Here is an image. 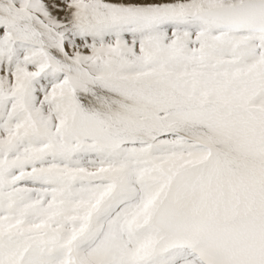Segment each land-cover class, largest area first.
Wrapping results in <instances>:
<instances>
[{
    "label": "snow or ice",
    "instance_id": "snow-or-ice-1",
    "mask_svg": "<svg viewBox=\"0 0 264 264\" xmlns=\"http://www.w3.org/2000/svg\"><path fill=\"white\" fill-rule=\"evenodd\" d=\"M0 264H264V0H0Z\"/></svg>",
    "mask_w": 264,
    "mask_h": 264
}]
</instances>
